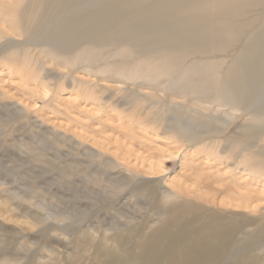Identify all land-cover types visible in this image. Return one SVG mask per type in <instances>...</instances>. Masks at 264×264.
I'll list each match as a JSON object with an SVG mask.
<instances>
[{
  "label": "rangeland",
  "instance_id": "1",
  "mask_svg": "<svg viewBox=\"0 0 264 264\" xmlns=\"http://www.w3.org/2000/svg\"><path fill=\"white\" fill-rule=\"evenodd\" d=\"M76 2L82 10L84 1ZM123 2L103 3L93 24L109 26L84 40L85 33L54 35L44 28L35 36H20L9 13L15 2L0 0V264H126L124 250L131 249L136 232L164 226L162 195L174 197L169 205L197 203L206 216L253 221L251 244L242 242L240 257L218 264H236L248 251L264 264V232L259 230L264 224V175L243 161L254 153L264 158V140H246L242 155H231L235 138L254 120L249 111L264 93V81L238 111L175 92L165 74L164 50L146 45L164 29L143 27L168 25L183 16L155 10L162 0L128 11L124 5L116 15ZM248 11L249 17L264 16V6ZM57 13L45 27L57 22ZM199 15L207 13L184 17ZM257 23L253 30L258 32ZM174 28L169 32H178ZM121 32L144 45L126 53L125 44L109 41ZM53 43L68 45L50 53ZM235 52L229 49L210 60L224 59V69ZM207 57L192 50L183 59L187 64ZM181 113L195 120L181 119ZM181 122L199 138L178 139L173 127ZM143 181L156 192L132 193ZM127 221L131 223L125 225ZM172 226V231L178 227ZM117 228L128 237L122 246L96 254L99 237L106 233L112 244ZM83 231L96 236L85 250L79 238ZM177 235H169L164 245ZM43 245L61 255H50ZM132 252L131 263L142 264L138 250Z\"/></svg>",
  "mask_w": 264,
  "mask_h": 264
},
{
  "label": "bare ground",
  "instance_id": "2",
  "mask_svg": "<svg viewBox=\"0 0 264 264\" xmlns=\"http://www.w3.org/2000/svg\"><path fill=\"white\" fill-rule=\"evenodd\" d=\"M12 1L15 2L13 5H16V7L10 9L9 13H11L12 22L14 23V31L18 32L20 36H35L44 28L46 32L50 30L54 35H59L63 32H68L72 35L85 33L87 37L84 40H89L88 34L95 33L96 30L101 31L109 26V23H100L96 26L93 24L95 18L101 15L100 12H97L98 9L107 1L116 0H83V9L80 11L77 10L78 3L76 0ZM120 1L121 3L122 1L124 2L122 8H118L116 15L121 14L125 10L124 5H129L126 9L128 11L133 7L143 5L148 0ZM162 1L163 3H160L155 10H165L166 16L178 15L183 16V18L171 21L168 25L156 22L143 28L164 29L163 34L149 38V42L146 45L156 46L164 50V67L166 69L165 74L170 79L169 88L195 100L209 102L214 106H225L233 111L241 110L242 103L264 81V16L260 18L249 17L250 11H248L252 7L264 6V0ZM58 8L60 10L57 13ZM1 10L6 13L9 8L6 10L2 6ZM63 10H66V12L61 13ZM204 11L207 16L199 15L191 19L184 17L192 12ZM54 13L58 14L55 19V21L57 20L56 23L63 19L65 15L68 18L62 25L57 26L55 23L45 27V25L53 21L52 16ZM50 18L52 19L51 21ZM82 19H85L84 25L77 26V23ZM240 19H244V21H239ZM258 21L261 29L257 32L253 30V27L258 24ZM174 26L178 27V32H169L176 30ZM127 37L126 33L121 32L109 39V41L125 44L126 53L137 50L141 44L144 45L137 38H128L129 40H127ZM67 45L68 43H53L49 48L50 53H54L56 49L65 48ZM229 49H234L236 52L224 69H221L224 59H220L221 61L219 60V62L210 60L211 57L225 54ZM192 50L199 52L200 55H208L209 58L207 57L205 60L204 58H196L192 63L186 64L183 57L187 58V54ZM169 65L173 67L175 65V68H169ZM249 112L253 115L254 120L242 131L240 137L235 138L232 143L234 152L231 155H242V151L245 150L246 140H264V93L257 99L253 109ZM178 117L195 120L186 113H181ZM173 129H175L173 133L178 139L187 142H194L200 136V134L198 135L197 132L182 122L173 127ZM243 161L246 162L245 166H251L256 173L264 175V158H262L261 154H248L244 156ZM155 192V186L150 182H138L132 188V193L139 195H150ZM173 200L174 197L172 195H162L161 202L163 204L166 203L163 210L165 215L164 226L154 229L149 227L146 231L142 229L136 232V240L132 244L131 249L124 250L126 264H130L136 256L132 252L133 250H138L137 257L142 264H155L158 259H167L168 257L169 259L165 264H218L221 261L233 262L238 256L240 257V244L242 242L251 244L254 237L253 221L239 223L234 221L232 217L216 214L206 216L207 213H204L203 207L197 203L180 202L169 205V202L173 203ZM130 223L131 221H127L125 225ZM175 223H177L178 227L175 228V231H172V225ZM120 230L121 228H117L110 237L112 239V236L117 234V238L112 243L113 245L107 242L106 233L99 237L96 254L122 246L123 241L128 237H125L127 235L122 232L123 230ZM259 230L264 232V224L259 227ZM175 233L178 235L164 245L168 236L170 235L171 237ZM25 235L30 236V234ZM181 236L183 237L182 239L179 238ZM79 238L81 250H85L84 246L89 243V239L94 241L96 236L91 234L90 231H83ZM57 247L59 248V245ZM43 251L49 252L52 256L61 255L57 248L53 246L43 245ZM257 257L249 254L248 251L247 253L245 252L242 258L236 260V264H258L255 262L258 259ZM9 259L4 258L7 261Z\"/></svg>",
  "mask_w": 264,
  "mask_h": 264
}]
</instances>
